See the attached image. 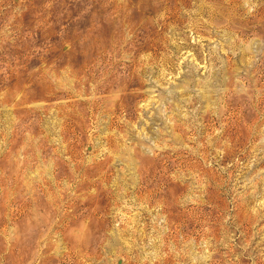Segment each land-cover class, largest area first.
<instances>
[{
    "label": "rangeland",
    "instance_id": "1",
    "mask_svg": "<svg viewBox=\"0 0 264 264\" xmlns=\"http://www.w3.org/2000/svg\"><path fill=\"white\" fill-rule=\"evenodd\" d=\"M0 264H264V0H0Z\"/></svg>",
    "mask_w": 264,
    "mask_h": 264
}]
</instances>
